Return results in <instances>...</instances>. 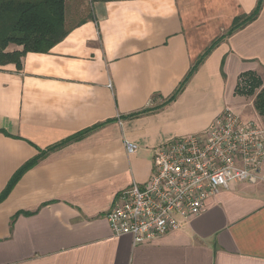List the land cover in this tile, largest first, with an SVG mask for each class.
<instances>
[{"label": "crops", "instance_id": "crops-1", "mask_svg": "<svg viewBox=\"0 0 264 264\" xmlns=\"http://www.w3.org/2000/svg\"><path fill=\"white\" fill-rule=\"evenodd\" d=\"M257 2L66 0V37L28 52L22 69L0 66V194L40 150L110 120L16 182L0 203V264H264V183H231L179 230L144 244L114 236L106 219L120 191L150 178L160 144L205 131L226 108L242 116L252 105L260 118L255 95L236 88L248 71L264 87V4L174 101L130 116L162 105Z\"/></svg>", "mask_w": 264, "mask_h": 264}, {"label": "built area", "instance_id": "built-area-1", "mask_svg": "<svg viewBox=\"0 0 264 264\" xmlns=\"http://www.w3.org/2000/svg\"><path fill=\"white\" fill-rule=\"evenodd\" d=\"M231 183H264V121L226 108L205 131L160 144L150 178L120 191L106 219L114 236L148 243L179 230Z\"/></svg>", "mask_w": 264, "mask_h": 264}, {"label": "trees", "instance_id": "trees-1", "mask_svg": "<svg viewBox=\"0 0 264 264\" xmlns=\"http://www.w3.org/2000/svg\"><path fill=\"white\" fill-rule=\"evenodd\" d=\"M263 4L264 0H258L255 8L250 13L235 17L231 27L222 36L214 40L199 56L176 91L162 105L155 108H145L130 114V116L135 117L152 112L174 101L205 58L220 41L254 21L258 17ZM66 18V0H0V66L15 64L18 69H22L23 57L28 52H48L54 45L66 37L68 33ZM11 45H16L18 48L10 49ZM242 76L245 77L243 79L244 84L241 85L239 83L237 85L236 93L255 95L253 101L254 107L260 118L264 121L263 81L261 77L252 71L245 72ZM107 122H110V120L81 130L48 146L46 149L40 150V153L36 157L25 163L13 175L6 189L0 194V203L7 197L26 170L37 164L49 153L61 149L73 141L84 138L89 133L104 126Z\"/></svg>", "mask_w": 264, "mask_h": 264}, {"label": "rangeland", "instance_id": "rangeland-1", "mask_svg": "<svg viewBox=\"0 0 264 264\" xmlns=\"http://www.w3.org/2000/svg\"><path fill=\"white\" fill-rule=\"evenodd\" d=\"M242 106V105H241ZM245 109V108H244ZM242 114V113H241ZM243 118L245 119H248V118H253V119H256V115L254 114V111H253V106L250 105L248 106L247 109H245V111L243 112L242 114Z\"/></svg>", "mask_w": 264, "mask_h": 264}]
</instances>
